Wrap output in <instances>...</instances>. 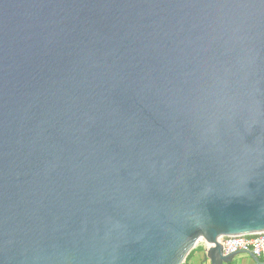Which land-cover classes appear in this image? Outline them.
Instances as JSON below:
<instances>
[{
    "label": "water",
    "instance_id": "obj_1",
    "mask_svg": "<svg viewBox=\"0 0 264 264\" xmlns=\"http://www.w3.org/2000/svg\"><path fill=\"white\" fill-rule=\"evenodd\" d=\"M259 232L264 0H0V264Z\"/></svg>",
    "mask_w": 264,
    "mask_h": 264
},
{
    "label": "built area",
    "instance_id": "obj_2",
    "mask_svg": "<svg viewBox=\"0 0 264 264\" xmlns=\"http://www.w3.org/2000/svg\"><path fill=\"white\" fill-rule=\"evenodd\" d=\"M219 242L224 254L251 252L264 262V232L224 236Z\"/></svg>",
    "mask_w": 264,
    "mask_h": 264
},
{
    "label": "crops",
    "instance_id": "obj_3",
    "mask_svg": "<svg viewBox=\"0 0 264 264\" xmlns=\"http://www.w3.org/2000/svg\"><path fill=\"white\" fill-rule=\"evenodd\" d=\"M204 249H205V245L203 247H198V248H196L195 246L190 251L191 256L189 257L186 264H198L199 262H201L200 264H210V262L205 259ZM257 258L250 252H240L234 255L231 262L227 264H264L261 258L258 259Z\"/></svg>",
    "mask_w": 264,
    "mask_h": 264
},
{
    "label": "rangeland",
    "instance_id": "obj_4",
    "mask_svg": "<svg viewBox=\"0 0 264 264\" xmlns=\"http://www.w3.org/2000/svg\"><path fill=\"white\" fill-rule=\"evenodd\" d=\"M204 246V241H200L196 244V248L198 247H203ZM199 252V251H198ZM201 262H199L198 264H200Z\"/></svg>",
    "mask_w": 264,
    "mask_h": 264
},
{
    "label": "trees",
    "instance_id": "obj_5",
    "mask_svg": "<svg viewBox=\"0 0 264 264\" xmlns=\"http://www.w3.org/2000/svg\"><path fill=\"white\" fill-rule=\"evenodd\" d=\"M191 256V252L188 254V256L186 257V261L184 264H186V262L188 261L189 257Z\"/></svg>",
    "mask_w": 264,
    "mask_h": 264
}]
</instances>
